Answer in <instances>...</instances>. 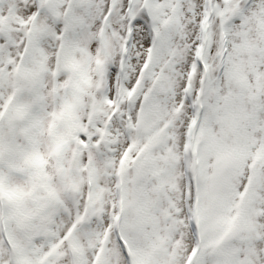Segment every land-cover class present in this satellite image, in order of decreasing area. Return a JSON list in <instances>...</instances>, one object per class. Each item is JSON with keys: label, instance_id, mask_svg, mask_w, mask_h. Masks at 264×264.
Segmentation results:
<instances>
[{"label": "snow or ice", "instance_id": "6c2138e0", "mask_svg": "<svg viewBox=\"0 0 264 264\" xmlns=\"http://www.w3.org/2000/svg\"><path fill=\"white\" fill-rule=\"evenodd\" d=\"M0 264H264V0H0Z\"/></svg>", "mask_w": 264, "mask_h": 264}]
</instances>
